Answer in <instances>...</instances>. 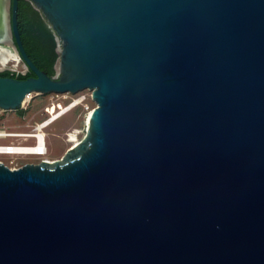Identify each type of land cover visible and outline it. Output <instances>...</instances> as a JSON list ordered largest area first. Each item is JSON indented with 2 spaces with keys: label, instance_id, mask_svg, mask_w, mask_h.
<instances>
[{
  "label": "water",
  "instance_id": "obj_1",
  "mask_svg": "<svg viewBox=\"0 0 264 264\" xmlns=\"http://www.w3.org/2000/svg\"><path fill=\"white\" fill-rule=\"evenodd\" d=\"M8 27L30 94L92 93L55 161H0V264H264V0H28L56 74ZM59 62V69L57 64Z\"/></svg>",
  "mask_w": 264,
  "mask_h": 264
},
{
  "label": "rangeland",
  "instance_id": "obj_2",
  "mask_svg": "<svg viewBox=\"0 0 264 264\" xmlns=\"http://www.w3.org/2000/svg\"><path fill=\"white\" fill-rule=\"evenodd\" d=\"M5 70H14L15 73L23 74L26 73L27 68L21 59L17 67L12 66V64L4 68L0 66V71ZM79 97L83 98L82 103L70 109L44 129L46 134V146L48 149L45 156L1 155L0 161L13 169L27 163H39L42 160L55 161L61 159L67 150L73 146V144L67 140V134L77 131V138L79 141L83 139L87 131L85 118L87 114L96 107V103L93 101L92 93L89 90H84L77 94H34L20 109L16 111H0V129L7 132H31L37 123H42L50 118L47 108L53 103L62 104L65 108ZM10 142H16V139L2 140L0 144H8ZM25 145H34V141L31 140L25 143Z\"/></svg>",
  "mask_w": 264,
  "mask_h": 264
},
{
  "label": "trees",
  "instance_id": "obj_3",
  "mask_svg": "<svg viewBox=\"0 0 264 264\" xmlns=\"http://www.w3.org/2000/svg\"><path fill=\"white\" fill-rule=\"evenodd\" d=\"M18 29L23 47L31 61L42 71L53 77L55 64L59 58L56 36L48 27L47 21L30 1H18ZM35 76L31 70L25 75L9 70L0 72V77L27 79Z\"/></svg>",
  "mask_w": 264,
  "mask_h": 264
},
{
  "label": "bare ground",
  "instance_id": "obj_4",
  "mask_svg": "<svg viewBox=\"0 0 264 264\" xmlns=\"http://www.w3.org/2000/svg\"><path fill=\"white\" fill-rule=\"evenodd\" d=\"M8 2L9 0H0V66L2 68L6 67L9 64H12V66L17 67L21 62V57L13 43L12 35L8 27ZM57 69H59V62L57 64ZM33 95L34 94L28 95L22 102V105L28 102L32 98ZM82 101H83V98L79 97L73 103H71L68 107H65V108L62 105L57 106V103H53L54 106L51 105L48 109L50 118L45 120L43 123H37L38 129H39L37 131L38 137L40 139L42 138V136L46 137L44 129L48 127L49 125H51L52 123H54L59 117L67 113L70 109L82 103ZM91 112H89L85 118L86 127L89 124L88 118ZM67 137H68L67 140L70 143H72L73 146L79 142V139L77 138V131H74L73 133H68ZM45 145H46V142H45ZM47 152H48V149H47ZM47 152L46 153L44 152L43 142L40 141L39 146L32 147V145L30 146L28 145L24 148H21L20 155H12V156H45ZM49 161H52V160H49Z\"/></svg>",
  "mask_w": 264,
  "mask_h": 264
},
{
  "label": "built area",
  "instance_id": "obj_5",
  "mask_svg": "<svg viewBox=\"0 0 264 264\" xmlns=\"http://www.w3.org/2000/svg\"><path fill=\"white\" fill-rule=\"evenodd\" d=\"M9 71H11L12 73H15L14 70H9ZM27 72H28V68H27L26 73ZM26 73H23L22 75H25ZM16 74H19V73H16ZM60 105H62V104H57V106H60ZM48 109H49V107L47 108V112H48ZM0 111H4V110L0 108ZM38 130L39 129H38L37 124L31 132H7L5 130L0 129V141L6 140V139H12V138L16 139V142H10L8 144H0V155H8V156L20 155L21 154L20 153L21 148L28 146V145H25V143H27L31 140L34 141V145H32V147L39 146L40 141H42L43 142V149H44V152L46 153L47 152V146L45 145L46 137L42 136V138L40 139L38 137V134H37ZM43 155H45V154H43Z\"/></svg>",
  "mask_w": 264,
  "mask_h": 264
},
{
  "label": "flooded vegetation",
  "instance_id": "obj_6",
  "mask_svg": "<svg viewBox=\"0 0 264 264\" xmlns=\"http://www.w3.org/2000/svg\"><path fill=\"white\" fill-rule=\"evenodd\" d=\"M0 72H2V71H0Z\"/></svg>",
  "mask_w": 264,
  "mask_h": 264
}]
</instances>
